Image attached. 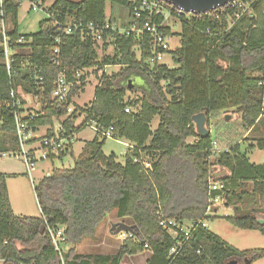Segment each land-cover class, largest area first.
<instances>
[{
  "label": "trees",
  "instance_id": "trees-1",
  "mask_svg": "<svg viewBox=\"0 0 264 264\" xmlns=\"http://www.w3.org/2000/svg\"><path fill=\"white\" fill-rule=\"evenodd\" d=\"M107 2L127 8V0H54L46 13L61 23H102L112 20L105 14ZM19 4L20 0H3L1 5L9 47L15 53L8 73L0 47V151L17 147L14 110L22 114L21 119L33 133L46 127L45 135L51 136L53 122L58 121L66 135L76 134L86 127L85 121L92 119L104 128L112 126L114 139L125 140L132 148L126 149L124 162L120 163L113 153L102 151L105 139L95 136L86 142L72 167H53L33 186L40 216L13 212L7 176L0 173L2 264H119L123 255L145 249L152 253L147 264H225L229 260L252 264L264 258V248L238 250L200 224L193 226L178 252L169 256L175 238L157 223L159 216L185 224L209 218L208 179L212 177V166H217L225 173L214 179L224 188L212 194L221 195L224 205L233 209V214L224 218L233 227L264 236V222H259L264 220V161L251 162L240 152L239 144L232 143L210 162L213 137L210 131L200 137L191 120L194 114L203 112L208 127L211 117L216 119L229 109L240 117L245 131L263 120L264 24L257 25L254 20L258 7L224 31L225 24L221 26L212 15H186L169 6L180 23L179 32L166 30L180 36V47L171 52L175 66L154 64L150 68L146 61L150 56L148 41L143 40L137 56L138 43L133 34L109 32L104 40L109 37L114 53L101 59L93 41L81 39L78 33L62 34L51 17L39 21L35 33L21 34ZM57 35L62 42L55 56L52 51ZM20 37L24 42H16ZM108 65H118L120 70L108 75L103 71ZM92 67H96L98 79L92 101L86 107L75 106L68 114L66 105L50 96L54 80L60 70L73 80L76 70ZM133 73L144 75L150 90L142 98L125 101ZM39 76L42 80L37 84L35 77ZM79 80L72 95L83 90L84 75ZM11 90L21 106L25 101L16 91L38 97L40 107L33 117L31 110L25 114V109L13 106ZM126 106L133 111L125 113ZM81 114L84 121L74 125ZM155 116L158 123L152 130ZM188 137L194 142L187 143ZM7 141L9 145L5 146ZM71 144L60 152L59 159L71 153ZM256 147L264 156V138L257 141ZM142 154L149 157L150 169L133 161V157L142 159ZM113 212L118 219L130 218L133 238L124 241L112 255L77 253L75 246L84 238H92L97 226ZM46 224L64 229L69 247L61 257L51 244Z\"/></svg>",
  "mask_w": 264,
  "mask_h": 264
},
{
  "label": "rangeland",
  "instance_id": "rangeland-1",
  "mask_svg": "<svg viewBox=\"0 0 264 264\" xmlns=\"http://www.w3.org/2000/svg\"><path fill=\"white\" fill-rule=\"evenodd\" d=\"M44 6L39 7L37 10H32L30 7V0H20V4L17 11V22H18V31L21 34L35 33L38 30V23L42 19L48 17L45 8L52 4L54 0H46ZM105 14L107 18H111V22L118 29H123L127 25L128 21V11L125 6L111 5L109 2L106 3ZM254 20L257 25L264 24V13H256ZM169 25L172 32H178L180 29L179 23L174 19L169 20ZM4 29H8V25L4 22ZM2 31V24L0 19V33ZM109 38V37H108ZM104 40L97 45V54L98 59H101L103 55L112 56L114 53V47L111 44L109 39ZM111 39V37H110ZM105 42V45L103 43ZM180 36L171 35L169 42V51L161 54L157 61L160 64H166L168 67L175 66L171 58V52L180 47ZM136 55L139 53L135 50ZM151 68V64H148ZM92 67L90 71L83 73L85 77L83 90L78 92L74 97V107H86L92 101L94 96V90L98 85V79L94 73ZM120 70L118 65H109L103 68V71L110 75L116 73ZM129 83H132L127 89L124 97L125 101H134L136 99L142 98L147 95L150 90L147 79L144 75L133 73L129 76ZM29 101H25L24 108L25 113L30 111L27 106L34 107L33 109H39L40 102L35 101L29 97ZM23 108V109H24ZM28 109V110H27ZM31 109V108H30ZM228 117L225 119V117ZM223 118V121H222ZM262 119L264 120V106ZM81 118H78L76 121L79 122ZM260 120L255 127L250 131H245L242 128L240 117L232 113V109L227 110L226 112H220L216 119L211 117L209 121V126L207 127L213 137V142L216 143L214 154L210 155L209 161L212 162L218 153L222 152L225 149H228L231 144L238 143L240 147V152L245 153L250 161L261 163L263 162V151L259 150L256 147V143L259 139L264 138V122ZM158 123V116H155L151 122V129H155ZM55 128L58 127L56 121H54ZM45 128V127H43ZM54 128V129H55ZM39 135H43L45 132L43 129L39 130ZM33 135H36L35 133ZM38 135V136H39ZM95 133L90 127H84L76 137L78 140L73 141L72 153L65 156L62 160L52 159V160H39L36 163V166L31 170V177H29L23 166L21 165L20 160L14 157H7L6 159L12 162V172L8 178V186L10 190V204H12L13 210L18 215L26 216H40V209L36 201V197L33 191V186H36L41 178H43L48 172L51 171L53 167L56 168H70L74 164V159L81 151V147L85 142L92 140ZM37 136V135H36ZM75 137V136H74ZM187 143L194 142L193 137H188L186 139ZM128 146V142L122 139L116 140L114 138H107L104 141L102 146V151L104 154L109 155L113 153L116 156L118 162L123 163L125 159V152ZM143 161H149V157L142 154ZM212 179L215 177L221 176L224 172L223 169L212 166ZM22 171V172H21ZM33 182V184H32ZM181 193V192H180ZM214 215L209 213V218L204 220L207 229L213 234L219 236L229 245L237 248L238 250H248L255 248H264V236L258 231L254 230H245L233 227L227 220L224 218L226 215H232V207H227L224 205V201L218 202L213 208ZM121 221L126 224H131L130 218L118 219L115 212L108 215L105 221H103L99 226H97L94 236L92 238H84L83 245L93 246L94 237H103L104 241L110 245H119L123 241L120 237V232L116 235L109 233V228L112 223ZM128 235V234H126ZM85 252H90L91 247H84L82 249ZM111 252V251H110ZM113 252V251H112ZM1 264V262H0ZM252 264H264V259L254 262Z\"/></svg>",
  "mask_w": 264,
  "mask_h": 264
},
{
  "label": "built area",
  "instance_id": "built-area-1",
  "mask_svg": "<svg viewBox=\"0 0 264 264\" xmlns=\"http://www.w3.org/2000/svg\"><path fill=\"white\" fill-rule=\"evenodd\" d=\"M3 0H0V19L2 24L1 31V40L0 47L3 52V59L7 71H10V62L11 55L15 53L9 47V37L6 35V29H4V19L2 12ZM44 2L46 0H30V7L32 10H37L39 7L44 6ZM169 6L174 7L169 4L166 0H127V11H128V21L127 25L123 29H118L114 24L105 20L104 22H77V23H61L56 18L52 17V15L47 14L48 17L53 19V26L61 29L62 34H72L78 33L81 39H90L96 45L100 44L104 41V37L108 36L109 32H116L118 34H133L137 40V45L135 46V50L139 51L140 45L143 43V40L148 41V47L150 56L146 60L148 64H160L158 63V57L169 51V42L171 35L167 33V29L169 32L171 31L169 20L174 19L179 23L177 16H173L171 11L169 10ZM49 7V6H48ZM48 7H44L45 11ZM258 7V12L260 11L264 13V0H232L223 5H217L212 11L205 13H184L178 8L174 7L178 13H184L186 15H212L215 19L219 20L220 25L225 26L222 30H228L232 24L239 20L242 17L247 16L253 12V9ZM255 13V14H256ZM222 17V18H221ZM180 26V23H179ZM180 31V29H179ZM178 31V32H179ZM209 32V30L207 31ZM177 33V32H172ZM18 43L24 42V38L20 37L17 39ZM54 42L56 44L52 53L55 56L59 55L60 52V44L62 42V37L57 35L54 38ZM55 62V58L53 59ZM88 68H83L76 70L73 75V80H68L66 74L63 70H60L56 79L53 82V87L50 93V96L55 99L60 104L66 105V112L68 114L72 113L75 109L74 105V97L75 95L71 94V90L75 85L80 84V77L83 76V70ZM264 78V74L262 75ZM37 79V84L42 80V77H35ZM81 91V90H79ZM16 93L21 94V98L25 100H29L31 97L35 101H38L37 96H32L31 94H23L20 90L16 91ZM11 99H13V106L22 107L21 100L19 98L15 99V92L11 90L9 92ZM133 109L130 106H126L124 108L125 113H131ZM13 120H14V136L16 139L17 147L14 151L4 153L5 156L14 157L20 160L21 165L24 168L25 173L31 177V170L36 166V163L39 160H50L58 159L60 152H65L68 146L74 141L75 134H65V131L62 129L60 125L56 129L53 130L51 136H36L33 135L30 126L27 122L21 119L22 114L17 111H13ZM26 114V113H25ZM35 115L34 112H31V117ZM78 118H81L79 122L75 121L74 125H79L84 121V115H79ZM77 118V119H78ZM85 126L90 127L95 136L99 139H107L114 138V128L112 126L103 127L102 125L96 123L94 120L89 119L85 121ZM35 139V140H33ZM216 147V143L212 141L211 143V155L214 154V150ZM128 148H132V145H128ZM227 150V149H225ZM223 150V151H225ZM142 157V156H141ZM134 162L140 163L144 169H150L151 163L150 161H143L141 158L133 157ZM264 161V156H263ZM224 188V184L219 181L212 179L209 177L208 179V206L206 209V214L214 212L213 207L220 201H224L221 195H213L214 191H222ZM157 215L159 213L157 212ZM158 225L172 238H175V244L169 250V256L174 255L178 252L180 245L187 241L190 237V232L193 226L200 224L203 227L207 228L204 220H198L196 223H178L173 218H162L158 217L157 220ZM47 233L49 239L51 241L54 249L59 253L60 257L62 255V251H64V245L66 244V236L64 234V229L62 226H49L46 224ZM128 234V235H126ZM121 240L124 242L130 238H133L131 233L128 232H120ZM145 248L147 245L144 246ZM63 264V262H62Z\"/></svg>",
  "mask_w": 264,
  "mask_h": 264
},
{
  "label": "crops",
  "instance_id": "crops-1",
  "mask_svg": "<svg viewBox=\"0 0 264 264\" xmlns=\"http://www.w3.org/2000/svg\"><path fill=\"white\" fill-rule=\"evenodd\" d=\"M54 1H52V3H53ZM51 5V4H50ZM49 5V6H50ZM108 20V19H107ZM109 66V65H108ZM105 67H107V66H105ZM91 70V68H88V69H85V70H83V73H85V72H87V71H90ZM86 80H84V82H85ZM80 92V91H79ZM76 96V95H75ZM26 101V100H25ZM29 101V100H28ZM25 105V104H24ZM26 107H28L29 108V110H31L30 112H34V111H36V110H39V109H33L34 107H31V106H27L26 105ZM31 108V109H30ZM25 109V108H24ZM26 110V109H25ZM28 110V109H27ZM57 122V124L59 125V122L58 121H56ZM54 128H55V126H54V122H53V130H54ZM40 129H43L44 130V132H46V127L45 128H43V127H39L34 133L38 136L40 133H39V130ZM56 129V128H55ZM79 133V132H78ZM78 133H76L75 134V137H74V140H78V138L76 137V135H78ZM43 135H45V133L43 134ZM39 136H42V135H39ZM94 137H95V135H94ZM93 137V138H94ZM0 138H3V136L0 134ZM90 141V140H89ZM86 143V142H85ZM85 143H84V145H85ZM9 145V142L7 141V144H5V146H8ZM84 145L81 147V150L83 149V147H84ZM128 145H131L129 142H128ZM72 146H73V142H72V144H71V153H72ZM9 152H11V151H9ZM81 152V151H80ZM79 152V153H80ZM4 153H8L7 151H0V173H4V174H6V176H9L10 175V173L12 172V162L10 161V160H8V159H6L8 156H5V154ZM68 155V154H67ZM66 155V156H67ZM65 156H63L62 158H58V160H62L63 158H64ZM51 160V159H50ZM251 162H253V161H251ZM254 163H256V162H254ZM260 163V162H259ZM22 172V171H21ZM8 183H9V181H8V178L6 177V186H7V191H8V196L10 197V190H9V186H8ZM32 184H33V182H32ZM11 208H12V210H13V207H12V204H11ZM13 212H14V210H13ZM15 213V212H14ZM16 214V213H15ZM213 215H214V213H212ZM233 214V213H232ZM226 216H229V214L227 215V214H225ZM104 238L103 237H94V239H93V243H92V245L93 246H90V245H83L84 243H83V241L84 240H82L79 244H77L76 246H75V249H76V252L77 253H79V254H101V255H112V254H115L118 250H119V248H120V246L122 245V244H119V245H110V244H107L104 240H103ZM88 246V248L89 247H91V251L90 252H85V251H83L82 249H84V247H87ZM69 247V245L68 244H65L64 245V250L65 249H67ZM111 251V252H110ZM113 251V252H112ZM151 255H152V253H151V251L150 250H148V249H145L143 252H140V253H137V254H133V255H128V254H126V255H123L122 256V258H121V260H120V262H119V264H147V261L150 259V257H151ZM264 259V258H263ZM260 260H262V259H260ZM260 260H258V261H260ZM0 262H1V264H2V261L0 260ZM257 262V261H256Z\"/></svg>",
  "mask_w": 264,
  "mask_h": 264
},
{
  "label": "water",
  "instance_id": "water-1",
  "mask_svg": "<svg viewBox=\"0 0 264 264\" xmlns=\"http://www.w3.org/2000/svg\"><path fill=\"white\" fill-rule=\"evenodd\" d=\"M169 4L178 8L184 13H205L212 11L217 5H223L232 0H166ZM228 117L226 116L225 119ZM191 120L194 124L196 133L204 138L208 135L209 130L206 127V116L203 112L194 114L191 117ZM260 223H263L264 220H259ZM134 225L126 224L121 221L112 223L109 228V233L116 235L119 232H128L132 233ZM225 264H242L237 260H229Z\"/></svg>",
  "mask_w": 264,
  "mask_h": 264
}]
</instances>
